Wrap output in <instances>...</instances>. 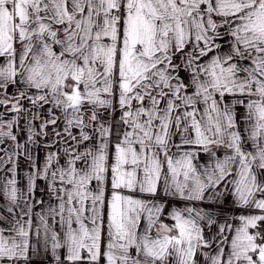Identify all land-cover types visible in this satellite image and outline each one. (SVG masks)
<instances>
[{"label":"snow or ice","instance_id":"obj_1","mask_svg":"<svg viewBox=\"0 0 264 264\" xmlns=\"http://www.w3.org/2000/svg\"><path fill=\"white\" fill-rule=\"evenodd\" d=\"M0 264H264V0H0Z\"/></svg>","mask_w":264,"mask_h":264}]
</instances>
